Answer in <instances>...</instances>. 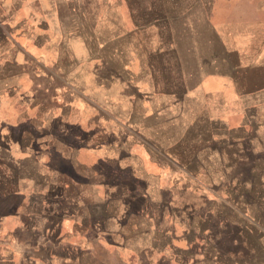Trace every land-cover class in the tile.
I'll use <instances>...</instances> for the list:
<instances>
[{
    "label": "rangeland",
    "instance_id": "1",
    "mask_svg": "<svg viewBox=\"0 0 264 264\" xmlns=\"http://www.w3.org/2000/svg\"><path fill=\"white\" fill-rule=\"evenodd\" d=\"M20 1L6 19L13 29L10 35L19 34V45L41 63L25 61L24 72L39 66L41 72L44 69L50 73L45 79L27 73L17 79L20 96H34L40 104V115L50 114V129L57 132V152L42 163L57 164L64 170L70 157L65 148L76 141L88 148L85 156H76L92 167L90 176L99 174L106 195L151 194L152 203L135 197L123 206L125 213L139 208L152 210L154 225L158 226L162 224L158 215L162 203L171 194L186 196L203 208L217 206L216 196L227 198L233 226L221 230L219 222L210 220V232L204 229L201 237L233 251L239 250L241 242L248 248V258L257 259L260 252L256 248L264 242V0ZM41 32V41H37L36 35ZM8 80L9 84L17 81L15 77ZM36 83L40 87L34 89ZM17 99L19 95L0 90V138L8 128L32 129L34 120L16 126L23 109ZM28 114L32 116L33 110ZM138 114L159 120L151 138L158 148L167 147L179 135L193 137L185 140L186 145L191 144L189 148H172L173 158L188 169L183 172L170 166V170H159L154 166L151 171L118 172L108 155L97 158L91 154L113 142L111 133L131 129L127 120ZM113 116L124 120V129L112 122ZM85 131L86 138H69ZM97 132L105 133L104 137L96 139ZM120 157L123 160L122 154ZM18 159L23 158L0 151L1 165L14 167ZM138 159L145 164L143 154ZM31 161L26 155L18 172L30 180ZM203 162L208 165L203 166ZM48 168L45 165L44 170L48 172ZM132 173L137 179L130 178ZM178 180H185L189 195L182 189H171ZM4 190L0 184V191ZM28 190L32 188H25ZM19 200L16 194L0 199V256L10 255L12 262L8 264H30L24 260L27 252L22 250L45 247L47 241L56 242L57 254H65L70 242L71 250L80 249L72 238L63 239L72 214L67 213L66 203L31 200L25 207L34 218L10 221L5 214L15 211ZM245 218L249 231L242 229ZM88 221V232L79 238L89 248L83 264H127L126 253L114 250L115 243L108 236L98 240L91 219ZM8 227L17 232L10 241L22 249L20 257L2 244L11 243L10 235L2 234ZM163 241L159 237L158 243ZM173 241L177 243L175 238ZM47 253L52 255L51 251ZM0 264L7 262L0 260ZM129 264H145V257L137 256Z\"/></svg>",
    "mask_w": 264,
    "mask_h": 264
},
{
    "label": "crops",
    "instance_id": "2",
    "mask_svg": "<svg viewBox=\"0 0 264 264\" xmlns=\"http://www.w3.org/2000/svg\"><path fill=\"white\" fill-rule=\"evenodd\" d=\"M20 2V0H0V75L3 77L0 80V90H5L13 96L19 95V99H17L19 100L18 105L23 109L20 111L21 114L18 120H16V126H19V124L23 125L26 121L30 124L32 120H34V124L32 129L24 128L12 131L8 128V123H6L8 129L1 132L3 138H0L2 140L0 151L17 154L18 156L21 155L23 159L22 161L18 159L14 167L8 166V164L1 165L0 163V184L5 188L4 191H0V199H8V197L14 194L20 197L15 211H12V213L8 211L5 214L7 215L5 218H8L10 221H12L11 219L19 221L26 217L33 219L34 217L26 212V202L28 205L31 200L38 203H66L67 213L72 211V214H70V219L68 218L70 226L66 228L63 239L69 240L72 238L80 249L78 251L71 250L72 246L70 242V247L66 248L65 254H57L56 242L52 240L44 243L45 247L37 246V248H25L22 250L18 245L14 246L10 241L17 232L11 230L9 227L2 234L5 236L10 235L8 241L11 243L9 244V242L4 241L2 244L8 245L9 249L12 252H17L18 256L20 250L27 252L24 260L30 264H58V261L64 264H68V262H72L71 264H83V258L87 256L89 248L83 241L80 242L79 238L81 239L88 232V220L91 219V226L97 235V239H101L102 241L104 236L113 239L115 243L114 250H123L126 253L127 260L125 259V262L127 264L133 262L140 255L145 257V264H264V242L259 243V246L256 248L260 252V256L258 254L257 259L250 260L248 258V248L241 242L239 243V250L235 249L233 251L227 245L211 244L202 239L201 235L203 232L205 233L204 229H209L208 233L210 232V220L219 222V229L221 230L233 226L229 219L232 214V207L227 202V198L216 196L215 202L217 206L203 208L201 205H196L194 200L189 201L186 196L182 197L179 194L176 196L171 194L162 203L163 208L158 214L159 217H162V224L158 226L154 225L153 219L156 216L153 215L152 210L139 208L125 213V207L123 206V204L131 203L135 197L144 199L147 203H152L154 199L151 194L148 193L144 197L137 195L127 196L124 193L120 194V192L114 195H106L105 187L99 179V174H97V177H94L95 175L90 176L88 172L92 167L85 159L82 160L76 156L78 154L85 156L86 154L84 153L88 152V148H83L76 141H71L72 144L65 148V154L70 157H67L65 161L64 170L58 169L59 166L57 164L42 163V160L46 156L50 158L51 155L57 152V132L50 129L51 115H40V104L36 102L37 100L34 96H20L21 89L17 79H19L20 75H24V73L32 75V78L43 76L45 79V76L50 75V73L44 69L41 72V68L35 64L36 68L34 67L35 69L33 68V71H30L31 73L24 72L23 66L25 61L36 62L40 65L41 63L39 62L40 58L32 54L27 55L24 48L19 45V34L16 36L10 35V29H13L9 27L7 20L10 17L11 11ZM18 24L17 26H19ZM42 36L43 32L37 34L36 40L41 41ZM123 74L127 76L124 72H122ZM14 77L17 80L16 83L9 84L8 79H13ZM129 85H132L131 82H129ZM36 87L39 88L40 85L36 83L34 89H37ZM84 101V103L88 104L87 99H84ZM150 105H153V103L151 102ZM31 110H33L32 116L28 114ZM127 121L132 125L130 126L131 129L111 133V140L113 142L107 146H99L100 149L97 148L91 154L97 155V158L98 156L108 155L109 158L114 160L115 164L113 167L118 172L121 170L134 173L140 170L151 171L154 166L159 170H170V166H175V170L177 171L181 170L184 172L186 170L185 164L173 158L175 153L172 148L178 145L182 148H189L191 144L186 145L185 140H192L193 137L189 136L186 138L184 135H179L167 147L162 146L158 148L151 138H153L152 128L153 126H158L159 120H152L150 115L147 114H138L133 117L131 116ZM87 122L88 119L85 123ZM112 122L119 128L124 129L125 127L123 125L124 120L120 117L113 116ZM121 133H123V136H121ZM87 134L85 131L78 135H69V138L75 140L79 137L83 138V135L86 138ZM96 134V139L105 135L103 132H97ZM197 138L199 137L197 136ZM184 153L188 155L195 154L192 151H185ZM121 154L123 160L120 157ZM139 154L145 156V164L139 163L141 162L138 161L141 160L138 159ZM26 155L32 158L30 164L32 166L33 177L31 180L21 177L18 173L21 170L20 167H23L25 163ZM115 158L117 159L115 160ZM192 159L194 158L190 160ZM45 165L49 167L48 172L44 170ZM205 165L203 162V166ZM97 171L99 170L97 169ZM134 173H132L130 178L137 179ZM182 177H184V174H182ZM184 181H176L179 184H173L171 189L174 188L177 191L182 189L185 195H189V192L186 190L188 186L184 184ZM114 184L112 185L115 186ZM62 187L63 192L61 191ZM25 188H32V190L25 191ZM89 191L95 193L92 194ZM241 219L243 220L242 211ZM244 220L246 222L242 226V229L249 231L248 219L245 218ZM2 224L1 221V228ZM68 230L72 232L68 233ZM38 231L34 232L41 234V230ZM158 236H162L165 241L161 242V244L158 243ZM173 238L176 239L177 243L173 241ZM100 244L104 245L103 243ZM48 251L52 252L51 256L47 253ZM154 251L156 252V259L152 257ZM36 253H38V256ZM58 257H62V259L58 260ZM0 260L8 264L12 262V257L10 255H1Z\"/></svg>",
    "mask_w": 264,
    "mask_h": 264
}]
</instances>
